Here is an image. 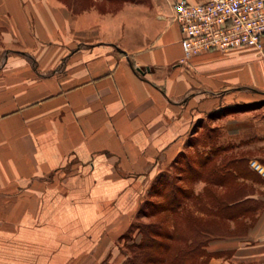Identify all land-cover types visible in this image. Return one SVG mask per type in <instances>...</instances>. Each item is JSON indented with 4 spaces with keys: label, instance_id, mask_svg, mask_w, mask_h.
<instances>
[{
    "label": "crops",
    "instance_id": "0c3cea01",
    "mask_svg": "<svg viewBox=\"0 0 264 264\" xmlns=\"http://www.w3.org/2000/svg\"><path fill=\"white\" fill-rule=\"evenodd\" d=\"M68 1L90 3L0 0V264L81 255L85 244L56 245L72 238L55 233L59 195L98 194L112 226L120 194L141 192L121 179L174 156L201 108L264 94V35L261 49L212 50L181 63L182 34L167 0ZM223 119L241 145L264 149V107ZM261 200L243 233L207 243L216 254L206 264H264ZM100 257L125 264L114 251Z\"/></svg>",
    "mask_w": 264,
    "mask_h": 264
},
{
    "label": "rangeland",
    "instance_id": "374dc122",
    "mask_svg": "<svg viewBox=\"0 0 264 264\" xmlns=\"http://www.w3.org/2000/svg\"><path fill=\"white\" fill-rule=\"evenodd\" d=\"M175 1H166L170 14L173 12L172 3ZM231 100L226 97L217 100L215 105L210 108L200 106L203 109L201 108V111L191 119V125L185 133L184 142L178 147L174 156L170 155L166 161L152 163L145 168L148 172L144 175L137 172L135 178L121 179L125 184L135 181V185L139 186L138 190H141V192L133 197L127 193L125 195L120 194L121 208L114 211L118 216L114 218L116 221L112 226V221L109 219L112 212L107 213V210H102L103 205L99 201L98 194L94 195L85 191L75 192L74 187L71 188L73 191L64 195L60 196L58 194L59 200L54 211L56 214L55 233L58 236H62L63 233H70L72 238H67L61 243L56 242L57 247L61 244V247L75 249L80 245H87L86 250H83L81 255L77 254L76 257L71 258L73 261H77L76 264H110L106 261L108 260L107 257L100 260V256H108L111 251L119 254L123 252L124 255L121 254L123 258L128 256L127 244L131 243V240L138 241L142 237L139 228L149 223L162 224L160 218L166 215L160 212L155 213L151 207L152 202L163 201L162 196H152L154 188L158 187L165 193L173 185L190 193V197L185 198L184 202L190 208L191 216L203 221L208 219L203 211L210 207L207 206V203L211 202V200H207L206 192L218 199L226 197V201L240 198L243 195H252L253 199L250 203L254 205L253 211L235 218V220L222 221L223 224L218 223L215 230L216 235L201 234L200 239L202 243H205L209 238L243 233L263 204L261 197L264 196V173L256 170L252 166V162L256 161L262 171L264 170V149L254 143L241 145L238 139L236 140L224 129L223 117L228 114L226 113L228 110L225 109L231 106L233 101ZM246 102L248 105L241 106L243 107L241 110L263 108L264 94L244 95L237 104ZM255 113L260 115L262 112L259 110ZM256 153L262 155L256 156ZM229 168L230 175L217 182L214 177L225 173ZM235 172H238V174H235ZM75 174L76 171L74 170ZM70 181L74 184L77 178H70ZM160 181L167 182V184H158ZM134 197L137 198L136 204L128 210ZM143 207L145 215L140 214V209ZM68 211L70 213L67 214ZM108 219L109 224L106 223ZM80 230L94 232L98 234V238L92 242H84L83 239L74 241V234ZM206 258L207 255L200 252L197 264H204ZM71 259L58 257L56 263L62 264L66 260L68 264H71Z\"/></svg>",
    "mask_w": 264,
    "mask_h": 264
},
{
    "label": "trees",
    "instance_id": "16d2710c",
    "mask_svg": "<svg viewBox=\"0 0 264 264\" xmlns=\"http://www.w3.org/2000/svg\"><path fill=\"white\" fill-rule=\"evenodd\" d=\"M65 3L82 6L90 2L83 4V1L65 0ZM247 105V102L233 103L225 110H228L226 113L235 112ZM229 171L230 168L225 173H221L214 178L219 182L230 175ZM235 174H238V172H235ZM158 184L164 185L167 182L160 181ZM220 186L222 185L220 184ZM168 190L163 193L162 189L154 188L152 196H162L163 201L152 202L151 207L155 213L160 212L166 215L160 218L162 224L149 223L139 228L142 237L138 241L131 240V243L127 244L129 255L124 256L123 262L125 264H197L200 252L207 255L204 263L206 264L210 256L216 253L209 252L206 249V245L211 238L202 243L200 235L210 234L214 236L216 235L215 230L218 227V223L235 220V218L242 217L254 210V205L250 203L253 199L252 195H243L240 198L226 201V197L218 199L206 192V198L211 200V202L207 203V206L210 207L203 211L208 216V219L203 221L191 216L190 208L184 202L185 198L190 197L188 191L174 185ZM261 209L262 206L259 210ZM144 211L143 207L140 209V214L145 215ZM258 212L251 223L257 217ZM121 254L124 255L123 252Z\"/></svg>",
    "mask_w": 264,
    "mask_h": 264
},
{
    "label": "built area",
    "instance_id": "2783aa9c",
    "mask_svg": "<svg viewBox=\"0 0 264 264\" xmlns=\"http://www.w3.org/2000/svg\"><path fill=\"white\" fill-rule=\"evenodd\" d=\"M172 18L181 30V63L208 51L261 49L264 0H176ZM252 166L263 172L254 161Z\"/></svg>",
    "mask_w": 264,
    "mask_h": 264
},
{
    "label": "water",
    "instance_id": "95a60500",
    "mask_svg": "<svg viewBox=\"0 0 264 264\" xmlns=\"http://www.w3.org/2000/svg\"><path fill=\"white\" fill-rule=\"evenodd\" d=\"M254 91V90H253Z\"/></svg>",
    "mask_w": 264,
    "mask_h": 264
}]
</instances>
